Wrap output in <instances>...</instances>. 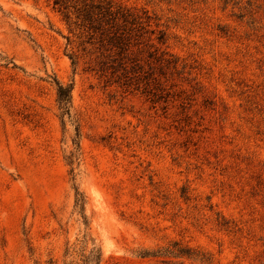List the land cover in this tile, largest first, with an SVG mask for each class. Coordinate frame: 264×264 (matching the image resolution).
<instances>
[{"label": "rangeland", "instance_id": "374dc122", "mask_svg": "<svg viewBox=\"0 0 264 264\" xmlns=\"http://www.w3.org/2000/svg\"><path fill=\"white\" fill-rule=\"evenodd\" d=\"M55 1L0 0V264H264V0Z\"/></svg>", "mask_w": 264, "mask_h": 264}, {"label": "trees", "instance_id": "16d2710c", "mask_svg": "<svg viewBox=\"0 0 264 264\" xmlns=\"http://www.w3.org/2000/svg\"><path fill=\"white\" fill-rule=\"evenodd\" d=\"M61 0H56L55 1V4H59ZM93 7H95L98 11V15L101 17V21H105V20H102V18H107L109 17L108 19L110 20H116L118 18V15H121V17L124 19V21H126L127 19V15L126 14H119V11H115L113 12L111 9L113 8L112 5H106L104 3H99L97 4L96 6L95 5H92ZM63 8V6L61 7ZM117 15V16H116ZM110 22H106L105 25H106V28L104 30V28H102L100 24H91V27L90 28H93L94 30H98V29H101L105 32H108L107 34H111V36L109 37L110 38V41L113 40V39H117L118 40V44L122 43V34H119V30H116L115 32H113L109 27ZM114 26H112L113 28ZM164 36V33L161 34V36L159 37L160 39H162ZM115 47H118V48H122L121 45H115ZM58 102L60 104V108L64 111V112H68L69 111V107H70V104H71V87L70 86H65L61 83L58 84ZM78 194V198H77V202L80 201L81 202V205H82V202L84 201V195L80 192H77Z\"/></svg>", "mask_w": 264, "mask_h": 264}]
</instances>
